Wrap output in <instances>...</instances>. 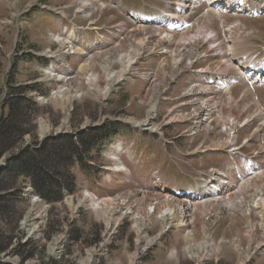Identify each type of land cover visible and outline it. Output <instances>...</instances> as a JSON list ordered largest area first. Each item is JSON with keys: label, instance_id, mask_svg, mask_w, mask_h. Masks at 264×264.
Segmentation results:
<instances>
[{"label": "rangeland", "instance_id": "obj_1", "mask_svg": "<svg viewBox=\"0 0 264 264\" xmlns=\"http://www.w3.org/2000/svg\"><path fill=\"white\" fill-rule=\"evenodd\" d=\"M76 1L77 0H0V124L3 121V116L8 113V110L4 108L7 98L10 94L14 93L16 95L20 94L27 96L28 99L32 101L31 104L33 108L30 110V123H27L25 126L27 127V130H30L31 133L36 135L37 142L39 139L37 129L39 130L41 128L43 134H46L50 127L53 130V133L63 127L64 129H67L70 135L76 136L84 130V127L114 125L116 127L115 130H117L116 133H118L114 141L115 143L122 139L121 135L123 133H131V136L123 139L124 144L119 153L112 154L110 153V150H104L100 156L91 154L93 159L91 164L94 169L92 172L85 173L79 171L78 173L75 168L78 175L77 192L69 195L68 198H64V202L62 204H45L42 201L34 204L32 202L33 195L29 194L27 187L23 188V184L28 185L27 179L21 178L22 183L19 188V192H21V194H16L15 197H9L14 200V203L19 205V208L14 211L13 217H9L7 219L10 224H14L7 227L2 224L6 222L4 219L6 217H3L0 222V229H3L0 231L10 234L12 237L9 249L4 253H0V262L5 261L9 264H20L22 261H26L24 264H53L59 262L63 264L64 262L65 264H200L204 262L203 260H207L206 258H208V256H211L205 264H239V261H237V255L233 252L231 247H226L223 251L224 255L220 258L218 257V253H213V256L208 249L202 251L199 254L200 256H190L186 252L188 247H200L203 242L201 232L196 230L190 232V234L193 235V240L188 242L189 235L187 238L188 245H185V248L183 247L185 244V238L182 234L180 235L179 233L174 232L168 233L162 237L161 242H164V247L166 249L171 246H173V248H179V254L176 253V255H174L171 259H167L168 251L166 253V258L164 260L162 259V253H164L165 249H156L159 245H156L154 248L143 253L140 248H143L145 243H139V238H144L145 235L141 236L142 230L139 232V230L136 231L134 230L135 228H132L135 223L133 220L132 222L130 218H127L126 214H124L123 218L121 215L117 216V223H114L113 225V228L118 225L116 227L118 231L116 232L117 235L110 237L109 245L107 247H103L109 231L107 229L106 221L102 218V216H100V214H96L95 207L93 206V204H99L100 202L97 203L92 200V204L90 203L89 197H91V193H96L97 189L103 188L105 193L98 198H105L101 204L109 202L116 203L112 206V211H115L119 206L124 205L127 207L131 206L134 210L143 211L153 209L156 211L161 205H165L164 210L161 212V215H163L164 211L169 209L167 206L168 201L166 200V196L156 195L157 193H154L156 196L139 195L141 192H144L145 187H147L150 183L151 171H160L164 175L168 184L171 186L174 184H176L175 186H181L174 187L179 191L181 189L186 190L185 187H182V185L186 186L184 179L186 176L191 175L194 172L191 167L196 165L198 162L192 161L191 157H184V153H177L176 149L182 150L180 146L184 147V145L187 144L185 139L175 140L182 128L174 132L170 129H165V138H161L157 135H150V133H143L140 136L135 135V132L139 131V129L132 124V121H142L145 116H148V111L150 109L147 104L143 103L144 100L138 106L134 105L135 101L132 102L133 96L141 90V84L125 88L117 98L114 97L105 104L102 103V99L98 98L95 93L90 92L87 94L85 92L86 95L84 94V97L80 95V100L72 103V107H69V105L68 108L67 106L57 105L55 102L51 101L42 106L37 104L38 94H36L35 91L41 92L42 96L49 97L51 92L56 89V84L48 82L45 72L42 71L46 68L47 63L41 58H35L42 50L48 49L49 47L53 49L58 48L57 45H54L55 42L53 44L47 36L52 28L51 19L47 15H42L41 17L39 16L40 13H49L44 11L42 6H72L77 5ZM123 1L136 9H142L140 6L141 4L143 6L144 3V5L149 8V13L156 12L157 10L165 7L162 3L163 0H143L142 3L140 0ZM246 1L259 4L262 0ZM88 8L94 10L95 6H90ZM91 10L89 12H91ZM34 11L36 16L32 20L30 19V14ZM73 11L74 9L71 13H73ZM263 13L264 12L260 14ZM90 15L91 16L86 20H79L78 25L84 26L87 22L96 17V13L93 11ZM105 16H107V14H105ZM216 18L218 17L214 16L213 18V16H211V22L206 23L210 32H214V28L217 29L215 24L213 28V23ZM122 19V16L117 15L116 22H120ZM226 19L229 24H233L235 21L241 20V22L246 25V32L253 33L254 38H244L241 41H238L236 46L240 48L239 50L238 47L233 46L231 43L233 46L232 51L235 55L234 61H231V55L224 54V56L227 58L225 61H231L233 66L228 68L226 64H220L219 67L221 76L225 83L227 81L232 82L230 76H233L236 73L235 67L237 65H235L234 62L242 61L237 59V54H241L239 57H243L244 53L252 57L259 55V59H264V15L256 16L254 18H249L246 14L243 16L228 15ZM202 20L203 16L199 24H203ZM195 30L196 28L187 32L195 33ZM150 31H145V34L151 33L152 37L158 39V41L162 40L161 38L155 36V31ZM248 36H252V34ZM182 39L183 37L181 40ZM186 39L189 40L190 37H187ZM164 42H166L165 39ZM145 43L147 42H144V45L147 46ZM148 43L153 44L154 42L149 41ZM231 45L230 43H220L219 48L224 52L227 51ZM225 48H227V50H225ZM210 50H213V52L218 51V49H211L209 46H205L201 56H206L205 53H208ZM187 54L191 58H194L196 55L195 52ZM134 55L135 54H131L129 56L134 57ZM210 58H219L216 62H221L223 59V57L213 56ZM115 59L117 60L118 57L116 56ZM182 59L183 58H181V60ZM188 59L189 58H186L185 63ZM151 60H154V62L144 63L141 65L142 71H157L156 67L160 58L158 56H153ZM167 60L169 63L168 67H166V71L170 73L171 65L174 69L173 64L176 58L173 57V60L168 58ZM198 60L206 61V59ZM243 60L248 61L246 59ZM216 62L215 65L217 67ZM71 65L74 71H77L82 65V61L74 58L71 60ZM95 66L96 67L93 70L99 74V85L102 91H104L106 81L101 71L104 64L102 61H98ZM121 66V64L117 63L113 66V70L115 72H119L121 71ZM180 68L185 70L189 69L188 64L185 67ZM224 68L228 69L226 70V75L224 74ZM175 71L178 73L181 70ZM86 72L88 75L91 71H83V75H80L79 80L75 79V77L72 78L70 82L74 81L81 83V78L85 77L84 73ZM162 72L166 74V72ZM172 74H174V72ZM225 76H227V78ZM158 78L160 79L162 77L159 75ZM171 78H173V76H171ZM36 81L43 83L40 86L37 85V90H35L33 86ZM180 82L181 85H177L175 89L170 90L168 95L169 98L178 99L183 94L184 89H189L193 85H199L198 79L193 80L192 75L190 74L183 75L180 78ZM82 84H84V82H82ZM85 85L87 86L86 83ZM173 85H176V83ZM83 86L84 85L81 87ZM198 87L200 86H196L192 89H196ZM165 88H167L166 84L163 86L162 91ZM248 89L250 91L245 96L246 98L244 100H240L244 92ZM201 91H204V89H201ZM151 92L153 91L150 90L148 93L151 94ZM149 94H147L145 98H148ZM233 94L236 98V102L240 100V109H234V115L237 117L241 116L244 108H248L249 112L254 113L263 107L264 87L256 86L249 88L244 82H242L234 88ZM188 95L190 94L188 93ZM224 95V93L221 95L218 94L219 97L226 101ZM214 97H216V95H213L208 99ZM191 99L196 101L195 98ZM225 103L227 107H229L227 101ZM64 109H67L66 112H64ZM168 110L169 107L167 105L162 106L158 124H162ZM229 112L230 111L227 110L226 114H229ZM260 113L262 114L260 115ZM44 115H49L50 121H48L47 118H43L38 122L37 117H42ZM258 116H264L263 112H259ZM150 137H152V142L149 139ZM32 139L33 137L30 135L25 136L22 142L18 144L13 151L6 153L3 157L15 155L17 151H21L23 148H26L25 145L31 143L33 141ZM142 147L146 149L143 151L141 150ZM141 154L143 155V158L139 159L138 157ZM59 156L61 157L62 155L59 154ZM62 157H64V155ZM131 157H133V159H131ZM52 159L55 160L53 157ZM137 161L147 163L146 165L142 164V167H139V163H137ZM208 162H214L218 165L221 163V160L213 159ZM65 164L66 162H62L61 166H65ZM208 167V164H206L202 167V169L206 170ZM123 168H126L123 171L127 172L129 176H125L122 172H117ZM197 171L199 170L197 169ZM129 178L132 179V182H128ZM186 180L189 184L192 183L190 179ZM130 192H132L130 196L126 194L127 197L121 199L122 202L116 201L118 195ZM113 196H116V199H113L115 201H106L108 198ZM83 198L87 199L82 202L84 200ZM180 202L182 201L177 199L171 203L178 204ZM121 210L122 213L126 212L125 209H122V207H120L119 211ZM174 210L179 212V209ZM223 213V211L219 213L221 214V217ZM33 214L37 215L38 218L32 225V223L27 222V218L29 215L31 218ZM142 215L144 216L145 212H142ZM97 216L99 217L97 218ZM188 216H191V213H189L186 217ZM130 217L132 218V216ZM157 218L158 216L156 215L154 221H156ZM225 219L226 218L224 217V220ZM17 220L18 222H16ZM255 222L258 221L253 216L251 219L248 218V221L246 219L240 221L239 226L243 227L246 224H249L248 226L253 228L254 226L256 227V225L253 226ZM9 223L6 224L9 225ZM161 223L162 221L160 219L159 221L149 223L145 226L146 228L152 229V232L149 233L150 238H148V240L156 242L158 236H155L161 229ZM34 227H36V231L29 233V229ZM164 228L165 227H163V229ZM258 232L259 231H257V233ZM237 235V231L233 235H226L225 240H232L237 237ZM250 235L252 236V241H255V235L252 233H250ZM203 236L205 235L203 234ZM220 237L221 235L218 236L217 239L214 238L216 242L223 240L221 238L217 241ZM62 238H64V243L59 245ZM242 241L244 242V244L242 243L243 252H246L247 242L246 240ZM254 246L255 243L252 246L249 244V248L251 247L250 250L254 249ZM56 248H60V250L57 252L55 250ZM171 249L172 248H170V250ZM95 254H97V256L92 260ZM255 262V264H264V257L257 258Z\"/></svg>", "mask_w": 264, "mask_h": 264}, {"label": "bare ground", "instance_id": "obj_2", "mask_svg": "<svg viewBox=\"0 0 264 264\" xmlns=\"http://www.w3.org/2000/svg\"><path fill=\"white\" fill-rule=\"evenodd\" d=\"M184 0H180L178 6H183V2ZM199 1V0H196ZM258 1V0H255ZM95 1L94 0H89L86 2H82L81 3V9H86L90 6L94 7ZM219 1H217V3H214L213 5L217 4L218 6ZM243 5L240 7L239 9V13H250L251 15H258L262 12H264V0H262L259 4H254L252 2H247V1H243L242 2ZM225 5H227L228 7H230L231 5L228 3H225ZM187 7V6H185ZM214 10V9H213ZM168 13H172L171 9H168L167 11ZM89 13V12H88ZM214 16L218 17L216 19H221V15L219 13H216V10H214L213 13ZM211 16L212 14H207V15H203V24H199L201 20H197L194 23V28H196L195 33H188L187 31H185L181 36L183 37V39L181 40H177V37L174 33H163L161 31H155L156 34L155 36L161 38L162 40L159 41V45L164 46L166 49H169L172 46H175L177 49L174 52H171L172 57H175L176 60L173 64L174 69L175 70H181L180 72L176 73V77H178L179 75L185 74V73H192V75H197L200 79H201V85L200 87L196 88V89H191L189 91L190 95H187L186 97H191V98H195L196 101H200V100H208L212 102V99H208L209 97L213 96L214 94L209 92L210 89L207 86V83L205 82V80H208V78L210 79H215V78H222L221 76V71L219 70L220 64H226L227 67H231L233 66V64L231 63V61H234V52L232 51L233 46H236V43L240 40H242V32H244L246 30V26L244 25V23H242L241 21L235 22L233 24V26L231 27L230 33H232L229 38L227 43L231 45V43H233L234 45L230 46L229 49L227 50V54L231 55V61H225V60H221V62H216V65H214V67H207L204 69H201L200 72H196L194 73L193 70V62H189L188 63V68L189 69H181L180 66L182 63L181 58L184 57L183 53H193L195 52V54L197 55V57L199 56L198 59H207L209 57H223L224 56V52L222 49L219 48L220 44L218 43V39L216 38V36L214 35L215 32H210L209 27L207 26L206 23H210L211 22ZM148 27L150 26H145L146 30L148 31ZM154 27V26H152ZM234 29V30H233ZM191 31V30H189ZM127 35L131 38H134L135 40L137 39V37L141 36V33H138L137 30H131L129 32H127ZM251 35V34H249ZM146 37V39H144V41H142L140 43V45H143L142 43L146 42V41H152V42H158V39L152 37L151 33L150 34H145L144 35ZM190 37L189 40H187L186 38ZM185 38V39H184ZM164 39L166 40V42H164ZM64 44V43H62ZM205 46H209L211 49H218L217 52H213V50H210L208 53H205L206 56H201V53L204 51V47ZM164 51V50H161ZM226 54V55H227ZM107 58H105L103 60L104 63V68L106 69V72H108L109 77L112 79V81L114 82H120L124 72L122 71H113L111 64L114 62V64H121L124 63L125 67H131L132 65H135L137 60L139 59L140 54H135L134 57H130V56H126V55H117L116 53H109L107 54ZM118 57V59L116 60L115 57ZM193 59V58H191ZM219 58H217L218 60ZM264 65V63H262ZM102 65V64H101ZM252 66H257L255 63H251L249 61H239V64H237V66L235 67V71L236 73L233 76H243L246 75L245 77H247V75H249L250 81H253V85L255 84H260V83H264V73L262 75H259L257 73L251 72V67ZM217 68V69H216ZM111 70L112 72H110L109 70ZM85 70H90V68L88 66H81L80 71L81 73H83V71ZM226 70H228L227 68H224V74L226 75ZM130 71V70H129ZM262 71L264 72V66L262 68ZM148 72V71H147ZM251 72V73H250ZM154 73V71H153ZM164 74V73H163ZM91 78V80L87 81V86H88V91H90V93L93 92H98L100 93L102 96H105L108 93V88L110 87H106L105 91H100L99 90V80H98V76L94 75V74H88ZM174 74L171 73L170 74H164V80L162 83H158L155 85H152L151 87H156V88H160V91H162V88L165 84H167V78H171V76H173ZM159 76V75H158ZM227 78V76H225ZM56 78V76H55ZM114 78V79H113ZM238 78V77H237ZM232 80V83L237 82L235 79L230 78ZM189 80V79H188ZM175 80H173L174 82ZM80 82V81H79ZM191 82V81H190ZM59 87V91L55 92L53 97L51 98V102H55V104L57 105H63V106H71L72 103H74L79 99V96L82 95V97H84V93L85 90L81 87V84H79L78 82H68L66 79L64 78H59L57 80ZM219 83L221 85H224L225 82L222 80L219 81ZM196 86H194L193 88H195ZM201 89H204V91H201ZM232 88L227 89L226 91V101L228 102V104L230 106H232V104H234L236 102V99L234 97L233 92L231 91ZM249 89L246 90L242 96L241 99H245V96L247 95V93H249ZM163 92V91H162ZM225 96V95H224ZM96 98V97H95ZM216 99V97H214ZM98 99V98H97ZM240 100H238L237 102H239ZM144 104H147L149 111H148V120L152 119V115L155 111L156 108V103H155V97L152 96V94H149L148 98H145L143 101ZM240 103V102H239ZM138 106V105H137ZM70 109V108H69ZM232 109V108H230ZM63 110V109H62ZM66 110V109H64ZM147 110V109H146ZM262 113H260L261 115ZM69 116V115H68ZM255 117L253 116H248L247 120H251L254 119ZM147 121V120H146ZM146 121L144 122H136L134 124H136L137 126H140V124H144ZM133 122V121H132ZM234 124H236V120L235 119H228L227 121V125L228 126H233ZM150 125L146 126L149 127ZM151 129L154 131V127H151ZM233 129V128H232ZM61 130H65L63 127H61V129H59V131ZM43 135V132H42ZM213 148V146H212ZM185 187V186H182ZM186 188V187H185ZM176 189V188H175ZM178 192H176L177 194H185L187 191L184 189H181L180 191L178 189H176ZM84 200L82 202H84L87 198H83ZM128 200V199H127ZM167 202V206L169 207V209H167L166 211H164L163 215H161V212L164 210L165 205H161L159 207V209H157L156 211H154L153 209H147V210H134L131 208V206H119L115 211H112V206H114L116 203H103V204H93V206L95 207L96 210V214H100V216H102V218L106 221L107 224V228L112 227L114 223H117L116 221L117 216L121 215L122 218L124 216V214H126L129 216H132V220L134 221L135 225H134V230H143L145 228V226L149 223L152 222H156L159 221L161 219L162 223L161 225L165 228L167 227H171L172 225H174V223H179V218L181 217L182 214L184 215H188V206L186 205L185 202H180V203H176V204H172L168 198H166ZM115 201V200H112ZM117 201H121L117 200ZM95 202V201H94ZM122 202V201H121ZM37 206V205H36ZM35 206V207H36ZM120 207H122V209H125V213H122V210H120ZM174 209H179V212H177ZM98 212V213H97ZM142 212H145V215H142ZM224 212V210H223ZM43 214V213H42ZM158 216L157 220L154 221L155 216ZM221 215V214H219ZM99 216H97L98 218ZM206 217L212 219V218H216L215 215L211 214L210 211L207 212ZM38 218L37 215L33 214V216L30 218V215L27 218V222L29 223H34V221ZM101 218V217H100ZM145 219V220H144ZM119 224V222H118ZM256 224H253V226ZM118 226V225H117ZM31 227V225H30ZM255 227V226H254ZM253 227V228H254ZM38 228V227H37ZM248 228H251L250 226H248ZM259 228L263 229L264 228V220L260 223ZM32 231H36V227L34 228H30L29 229V233H31ZM202 235V240L203 242L201 243L200 247H195L193 246V248L188 247V250H186V252L190 255H198L204 251V250H210V252L213 254H222L223 251L225 250L226 247H231L233 246L234 249H240V244H236V243H230L229 239H223L220 240V242H216V240L214 239V237L211 238L210 235L205 234ZM250 235V234H249ZM239 237L240 240L241 239V234L237 235ZM145 238V239H144ZM141 238H139V243H145V246H149V245H153L155 242L152 240H148V237L145 235ZM160 236L158 237L157 240H159ZM245 238V237H244ZM252 236L250 235L249 238V244L250 246H252L254 243L252 241ZM193 240V235L190 234L189 238H188V242ZM148 241V244H147ZM62 243H64V238H62V240L60 241L59 245H61ZM140 245V244H139ZM138 246V245H137ZM251 248V247H250ZM249 248V249H250ZM141 249V248H140ZM57 252L60 250V248H56L55 249ZM146 251V247H143L142 252L144 253ZM251 251V250H250ZM97 256V254H95L92 258V260ZM204 256V255H203ZM214 256V254H213ZM211 256H208V258ZM205 258V257H204ZM206 258V259H208ZM175 260V259H174ZM178 261V260H175Z\"/></svg>", "mask_w": 264, "mask_h": 264}, {"label": "trees", "instance_id": "obj_3", "mask_svg": "<svg viewBox=\"0 0 264 264\" xmlns=\"http://www.w3.org/2000/svg\"><path fill=\"white\" fill-rule=\"evenodd\" d=\"M18 95L10 94L4 105V108L8 109V114L0 124V159L6 153L13 151L27 135L32 136V142L36 144V135L25 126L30 123L32 102L27 96ZM111 130L110 127H105L81 133L77 142L69 136L49 138L38 150H32L30 147L22 149L12 158L7 169L0 170V222L6 217L4 218L6 222L2 224L6 227L14 224H10L7 219L13 217L19 205L10 198L21 194L19 192L21 178H29L35 193L49 204L63 201V191L73 194L76 185L72 166L78 162L84 170H91V166L84 161L96 146L106 144L113 133ZM78 144L81 147L77 146ZM59 154L64 157H60ZM62 162H66L65 166H61ZM11 241L10 234L0 231V253L9 249ZM25 262L22 261V264Z\"/></svg>", "mask_w": 264, "mask_h": 264}]
</instances>
